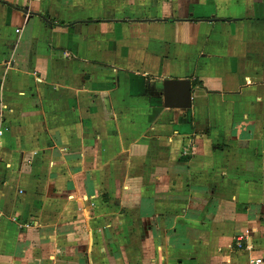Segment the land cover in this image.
Returning <instances> with one entry per match:
<instances>
[{
    "label": "crops",
    "instance_id": "obj_1",
    "mask_svg": "<svg viewBox=\"0 0 264 264\" xmlns=\"http://www.w3.org/2000/svg\"><path fill=\"white\" fill-rule=\"evenodd\" d=\"M256 257L264 0H0V264Z\"/></svg>",
    "mask_w": 264,
    "mask_h": 264
},
{
    "label": "built area",
    "instance_id": "obj_2",
    "mask_svg": "<svg viewBox=\"0 0 264 264\" xmlns=\"http://www.w3.org/2000/svg\"><path fill=\"white\" fill-rule=\"evenodd\" d=\"M238 245L241 247V243L239 242ZM250 264H264V260L261 257H256L250 261Z\"/></svg>",
    "mask_w": 264,
    "mask_h": 264
}]
</instances>
